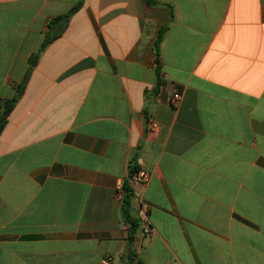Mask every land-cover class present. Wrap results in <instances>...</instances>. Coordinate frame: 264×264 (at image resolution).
<instances>
[{"label":"crops","instance_id":"1","mask_svg":"<svg viewBox=\"0 0 264 264\" xmlns=\"http://www.w3.org/2000/svg\"><path fill=\"white\" fill-rule=\"evenodd\" d=\"M77 3L0 134V264H264V0H0V99Z\"/></svg>","mask_w":264,"mask_h":264},{"label":"trees","instance_id":"2","mask_svg":"<svg viewBox=\"0 0 264 264\" xmlns=\"http://www.w3.org/2000/svg\"><path fill=\"white\" fill-rule=\"evenodd\" d=\"M147 4L148 5H154L155 0H147ZM80 6H81V3H77L65 15L56 17L52 21H50V23H49L50 29L53 28V25L60 23V25H61L60 30L54 32L53 34L47 35L45 37V39L43 40V42L41 43L38 50L36 51V53L32 54L28 58L27 63H28L29 68L27 69L26 73L24 74L21 82L19 84L13 86L14 93H13L12 97L8 98V99H0V134L2 133L4 127L6 126L7 119H8L10 112L12 111L15 104L18 102V100L20 99V97L22 96V94L24 92L26 84L29 80L31 67L38 61V59H39L41 53L44 51L45 47L60 36V33L65 28L66 23L68 22L69 18L74 13H76V11H78ZM164 30H165V28L160 30V32L158 33V36L155 40V43H154V50L156 52L157 57L159 56V45H160V42L162 40V35H163ZM156 66H157L156 71L158 72V79H157V83H156V91H157L159 89V87L162 85V82L160 80L158 62L156 63ZM133 172H135V171L131 170L130 175ZM120 195H121V198H120V200H121V216H122V218H123V220L127 226L128 242H131L133 240L136 227L138 225V220L133 219L130 215L131 190H130V187H129L127 182L122 185ZM126 256H127L128 260L126 259L127 261L125 262V264H140V262L134 258L133 254L130 251L128 252V254ZM111 264H113V262Z\"/></svg>","mask_w":264,"mask_h":264},{"label":"built area","instance_id":"3","mask_svg":"<svg viewBox=\"0 0 264 264\" xmlns=\"http://www.w3.org/2000/svg\"><path fill=\"white\" fill-rule=\"evenodd\" d=\"M161 87L162 85L159 87V89H161ZM180 98H181V92L178 89L174 88L171 93L170 99H169L170 105L176 106ZM156 128H157V125L155 123L150 122V129L154 131ZM147 178H148L147 172L143 169H139L133 172L129 176L128 182L130 185H138V184L145 183L147 181ZM137 216H138L139 225L142 229V233L148 234L150 231L149 207L144 202L139 203L138 210H137ZM111 263H112V259L110 257H107L100 262V264H111Z\"/></svg>","mask_w":264,"mask_h":264}]
</instances>
